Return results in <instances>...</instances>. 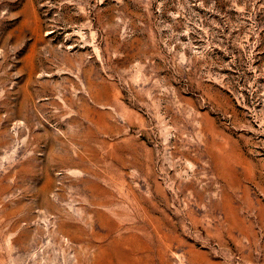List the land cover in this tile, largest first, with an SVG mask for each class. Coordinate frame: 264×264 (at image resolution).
I'll list each match as a JSON object with an SVG mask.
<instances>
[{
  "label": "rangeland",
  "instance_id": "374dc122",
  "mask_svg": "<svg viewBox=\"0 0 264 264\" xmlns=\"http://www.w3.org/2000/svg\"><path fill=\"white\" fill-rule=\"evenodd\" d=\"M0 264H264V0H0Z\"/></svg>",
  "mask_w": 264,
  "mask_h": 264
}]
</instances>
